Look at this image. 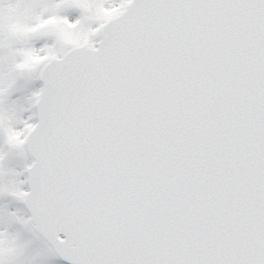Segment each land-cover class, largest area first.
Wrapping results in <instances>:
<instances>
[{
    "label": "snow or ice",
    "instance_id": "obj_1",
    "mask_svg": "<svg viewBox=\"0 0 264 264\" xmlns=\"http://www.w3.org/2000/svg\"><path fill=\"white\" fill-rule=\"evenodd\" d=\"M0 264H264V0H0Z\"/></svg>",
    "mask_w": 264,
    "mask_h": 264
}]
</instances>
